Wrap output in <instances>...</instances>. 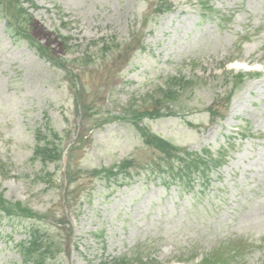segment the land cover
Segmentation results:
<instances>
[{
  "label": "rangeland",
  "instance_id": "obj_1",
  "mask_svg": "<svg viewBox=\"0 0 264 264\" xmlns=\"http://www.w3.org/2000/svg\"><path fill=\"white\" fill-rule=\"evenodd\" d=\"M31 1L37 9L27 29L50 61L11 38L0 12V198L20 203L0 224V264H22L17 246L31 228L54 251L61 244L60 264H201L218 249L219 264H264V0H163L173 9L158 17L154 0ZM26 27L19 21L16 30ZM135 31L144 49L124 69L114 62L120 49L99 51ZM233 60L260 76L247 77L221 111L225 119L214 121L207 109L242 71L234 62L226 71ZM175 77L192 81L181 110L143 124L182 148L214 156L228 149L207 185L167 186L150 173L160 156L127 120ZM75 90L98 116L86 119ZM103 114L111 120L98 127ZM48 128L67 133L61 168L33 158L36 136ZM78 133L85 143L68 187L67 149ZM126 159L134 161L131 176L104 179L103 170Z\"/></svg>",
  "mask_w": 264,
  "mask_h": 264
},
{
  "label": "trees",
  "instance_id": "obj_2",
  "mask_svg": "<svg viewBox=\"0 0 264 264\" xmlns=\"http://www.w3.org/2000/svg\"><path fill=\"white\" fill-rule=\"evenodd\" d=\"M158 4H160V7L162 8V12L172 10L171 4L166 1H159ZM31 5L32 7L35 6L32 2ZM0 9L2 11V17H4L6 20L7 33L14 39L27 40L30 47L33 48L42 59H48V61H50V58L48 57L51 56L50 49L46 45L40 43V41L36 40L29 32V29H27L33 22V18L26 12V9L20 7V2L13 0H0ZM19 21H24L25 23H27V27L24 29V31L18 33L16 30V25ZM63 42L65 48L68 49L69 40L63 38ZM111 42L114 43L115 41ZM111 42H104L103 50L105 51V53L111 52L113 50L115 51L114 46L110 45ZM121 45L122 44L117 43L115 45L116 49L121 48ZM124 47L125 48L122 49V52H124L125 56L127 54L130 55L133 51L132 45L126 44ZM80 59H82L84 63L90 62V60L87 59V56ZM114 62L119 63L117 65L121 66L124 64L123 58L120 55H118V57L114 59ZM238 79L239 81L236 80L235 82V87H238L240 83H242L243 77L241 79L240 76ZM187 83L188 82H186L184 78L180 80L171 79L169 81V85L172 87H170L168 90L161 91L159 97H154V99H151L149 101L147 106L142 107V109L144 108V111L142 113L138 112L137 115L130 116V118L127 120L131 122L139 132L144 146L160 155L161 160L158 161H161V163L159 165H151L152 172L167 175L164 179L166 183H169L170 181L173 183L178 182L185 187H190L194 185V182L197 179H201L203 183H206L207 178L209 177L210 170L219 166L225 160L223 156L220 155L217 159H215L207 150L202 152H188L187 150L176 147L170 141L152 134L149 129L143 126V123L141 124L144 118L158 119L165 116L174 115L171 105L181 102L180 93L184 92ZM75 91L77 98V108H82V110L87 112L86 119L92 120L93 116H98V114H89L88 110L93 106V103L88 105L87 102L82 99L79 90ZM226 101H229V99H227ZM210 112L211 114L214 113L213 108L210 109ZM127 115H129V113H126L124 116L127 117ZM104 116L105 114H103V117H101L100 119L95 120L96 126L101 127L109 120H111L107 119ZM112 119H119V117H112ZM100 120L104 121L102 123H98V121ZM46 130V133H39L36 137L37 144L35 146L34 159L40 160L45 166L50 163L58 165L63 156L62 145L66 131H63L61 133L56 131L55 129L48 128ZM77 139V142H75V144L77 143V146L74 147V150H72L70 155V159L72 160L75 157V151L77 149H80L81 145L85 143V141H83V135H78ZM133 166V160H126L123 161L119 166H116V168L103 170L102 174H104L105 180L110 181L112 179H117L118 176L122 174L124 176H127L129 174V170H131ZM75 174L76 173L72 172V175ZM196 174H198V176H194ZM70 177L71 173L67 177V180L69 182ZM10 208L18 210L20 209V203L11 205L0 198V224L5 219L7 221L11 220L8 218V216H12V211ZM48 240L44 237L42 238L40 235V231H38L37 229H31V231L28 232L27 238L22 241L17 247L18 253L22 260V264H60L55 260L57 254L61 255V244H57L54 240L53 245L57 244L56 246H54V248L56 249V251H54L52 244ZM48 256H51V258H48ZM211 262V260L206 259L204 264H212ZM99 264H126V261H113V263L100 262Z\"/></svg>",
  "mask_w": 264,
  "mask_h": 264
}]
</instances>
